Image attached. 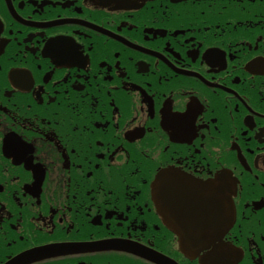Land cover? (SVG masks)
Here are the masks:
<instances>
[{
    "label": "flooded vegetation",
    "instance_id": "obj_1",
    "mask_svg": "<svg viewBox=\"0 0 264 264\" xmlns=\"http://www.w3.org/2000/svg\"><path fill=\"white\" fill-rule=\"evenodd\" d=\"M115 240L264 264V0H0V264Z\"/></svg>",
    "mask_w": 264,
    "mask_h": 264
}]
</instances>
